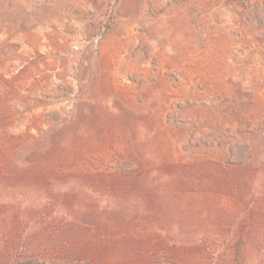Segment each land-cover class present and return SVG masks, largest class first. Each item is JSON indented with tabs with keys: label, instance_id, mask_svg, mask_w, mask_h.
<instances>
[{
	"label": "rangeland",
	"instance_id": "rangeland-1",
	"mask_svg": "<svg viewBox=\"0 0 264 264\" xmlns=\"http://www.w3.org/2000/svg\"><path fill=\"white\" fill-rule=\"evenodd\" d=\"M51 128L69 176L6 170ZM239 253L264 264V0H0V264Z\"/></svg>",
	"mask_w": 264,
	"mask_h": 264
},
{
	"label": "trees",
	"instance_id": "trees-1",
	"mask_svg": "<svg viewBox=\"0 0 264 264\" xmlns=\"http://www.w3.org/2000/svg\"><path fill=\"white\" fill-rule=\"evenodd\" d=\"M8 84L13 83V79H5ZM10 87V86H9ZM22 99L25 100L26 103H28L30 100H32L30 97L26 95H20ZM35 103L41 102L37 99H34ZM58 122V121H56ZM54 131V132H52ZM63 131V128H51L47 131L40 130L38 132V135H34L32 133H26L22 134L21 136L14 137L15 143H13V137L12 140H9V143L7 145V149L9 151V155L11 154V151L17 149L18 153L20 154V159L18 160L19 165L14 166L12 159H9L7 162L6 170L8 172L16 171L19 174V178L22 180V182L28 183L31 181L33 183V180L37 178L38 176L42 177L44 180H49V177L52 175H59L61 177L69 176L68 169H70L69 163H68V155L61 145L62 143L57 142V138L60 136L61 132ZM57 135V137H56ZM14 148V149H13ZM215 168L227 172L232 173L236 171H243L247 172L250 170L249 166H242V165H234V164H222L215 162L214 163ZM109 175V178L111 179L110 182L113 183H125L127 182L131 177L128 174H124L122 172H111ZM255 175V174H254ZM252 173L247 172L245 185L251 184V182L254 181L256 175L254 176ZM49 185V183H46ZM48 194V193H47ZM113 196V195H112ZM121 201H126L125 197L119 198ZM45 200L48 202H51L54 199H50L49 197H46ZM28 209V207H25ZM26 209V210H27ZM65 211H70L69 207L65 206L62 209ZM120 208L114 209L109 212V215H117L120 212ZM127 226H124L122 230L119 231L118 227L115 225L117 230L120 232L119 235L121 237L125 236H137L141 230H143V225H136L133 224L131 221H128L126 223ZM109 232H113L112 230H109ZM246 255L243 253L237 254L235 261L237 264H248V257H245ZM95 259L91 260H104V263H93V264H110L113 263L112 257L110 258H104V257H93Z\"/></svg>",
	"mask_w": 264,
	"mask_h": 264
}]
</instances>
